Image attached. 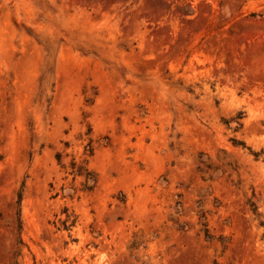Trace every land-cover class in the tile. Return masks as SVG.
<instances>
[{
    "label": "rangeland",
    "instance_id": "obj_1",
    "mask_svg": "<svg viewBox=\"0 0 264 264\" xmlns=\"http://www.w3.org/2000/svg\"><path fill=\"white\" fill-rule=\"evenodd\" d=\"M0 264H264V0H0Z\"/></svg>",
    "mask_w": 264,
    "mask_h": 264
}]
</instances>
